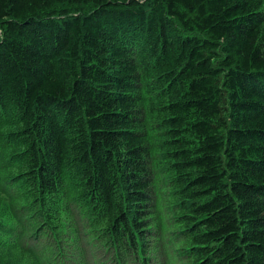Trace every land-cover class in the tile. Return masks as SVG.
<instances>
[{"label": "trees", "instance_id": "trees-1", "mask_svg": "<svg viewBox=\"0 0 264 264\" xmlns=\"http://www.w3.org/2000/svg\"><path fill=\"white\" fill-rule=\"evenodd\" d=\"M0 264H264V0H0Z\"/></svg>", "mask_w": 264, "mask_h": 264}]
</instances>
